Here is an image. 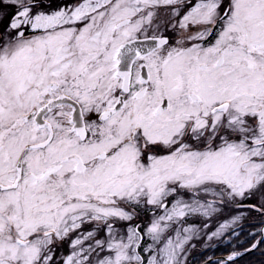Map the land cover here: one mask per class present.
I'll list each match as a JSON object with an SVG mask.
<instances>
[{
    "label": "snow or ice",
    "instance_id": "6c2138e0",
    "mask_svg": "<svg viewBox=\"0 0 264 264\" xmlns=\"http://www.w3.org/2000/svg\"><path fill=\"white\" fill-rule=\"evenodd\" d=\"M0 264H264V0H0Z\"/></svg>",
    "mask_w": 264,
    "mask_h": 264
}]
</instances>
